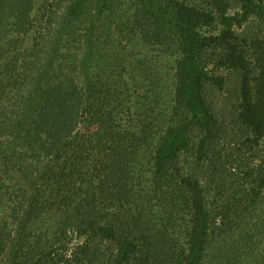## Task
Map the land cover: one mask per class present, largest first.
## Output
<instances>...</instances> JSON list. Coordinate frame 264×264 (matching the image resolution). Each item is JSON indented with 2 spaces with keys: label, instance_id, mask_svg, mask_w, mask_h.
<instances>
[{
  "label": "trees",
  "instance_id": "16d2710c",
  "mask_svg": "<svg viewBox=\"0 0 264 264\" xmlns=\"http://www.w3.org/2000/svg\"><path fill=\"white\" fill-rule=\"evenodd\" d=\"M251 17L264 0H0V264H264V167L218 223L196 167L177 163L193 128L197 161L216 132L218 48L236 117L264 142V37L236 32ZM139 39L177 55L171 102L141 129ZM245 213L256 221L227 222Z\"/></svg>",
  "mask_w": 264,
  "mask_h": 264
},
{
  "label": "rangeland",
  "instance_id": "374dc122",
  "mask_svg": "<svg viewBox=\"0 0 264 264\" xmlns=\"http://www.w3.org/2000/svg\"><path fill=\"white\" fill-rule=\"evenodd\" d=\"M44 1L38 0V5ZM193 1L200 4L203 2V0ZM236 32L242 43H245L243 38L250 41L257 36L264 37V21L251 17L244 24L236 27ZM138 41L136 46L132 44L136 50L135 55L138 59H142L153 76L152 81L144 79L142 82H137L139 79L135 73L129 75L133 92V111L136 118L132 126L141 129L147 124L151 115L161 117L171 102L174 94L177 55L171 50H164L155 43L141 39ZM220 51L221 49L218 48L212 52L207 64L210 71L225 77L223 87L214 82L207 85L211 102L218 113L216 132L209 140L204 157L197 161L196 146L204 132L198 127L193 128L191 131L193 148L183 152L177 161L180 164L186 161L187 164L194 165L200 173L207 184L210 208L218 223L223 219L221 214L224 210L230 209L229 206L237 199L243 202L246 194L257 186L256 180L264 167V142L255 143L253 134L236 117L238 75L219 64L216 53ZM141 59L140 64H142ZM188 220L187 217V221L182 222V229H185ZM229 221L246 224L256 219L248 218L245 213L242 217L233 215L227 222ZM180 239L183 242L185 237L180 236Z\"/></svg>",
  "mask_w": 264,
  "mask_h": 264
}]
</instances>
